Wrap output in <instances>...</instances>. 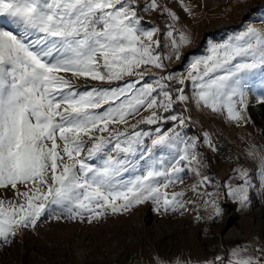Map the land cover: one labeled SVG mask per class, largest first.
<instances>
[{
	"label": "snow or ice",
	"instance_id": "6c2138e0",
	"mask_svg": "<svg viewBox=\"0 0 264 264\" xmlns=\"http://www.w3.org/2000/svg\"><path fill=\"white\" fill-rule=\"evenodd\" d=\"M138 7L137 0H0V189L17 197L0 198V242L11 243L17 230L44 216L91 223L145 201L157 210L184 208V192L165 189L182 182L186 170L199 177L203 165L200 138L184 133L188 117L176 109L189 99L186 82L198 106L243 118L238 109L246 105L249 78L264 77V23L212 43L177 76L165 61L182 59L190 35L172 28L162 45L158 28L142 26ZM158 7L157 0L144 5ZM130 117L140 118L129 124ZM202 143L213 147L207 132ZM259 163L264 184V154ZM237 171L227 195L247 207L252 177ZM210 179L203 176L192 190ZM205 202L220 215L215 199ZM227 264H264V247L254 255L232 249Z\"/></svg>",
	"mask_w": 264,
	"mask_h": 264
},
{
	"label": "rangeland",
	"instance_id": "374dc122",
	"mask_svg": "<svg viewBox=\"0 0 264 264\" xmlns=\"http://www.w3.org/2000/svg\"><path fill=\"white\" fill-rule=\"evenodd\" d=\"M148 2L137 0L142 26L158 28L162 45L167 44L166 34L172 28L190 35L191 43L180 49L182 59L177 61L173 56L165 61L168 73L177 76L186 73L192 60L206 55L212 43H222L249 24L259 27L264 23V0H221L216 4L210 0H157V9L145 10ZM163 9L174 12L176 19ZM223 20L225 25H219ZM160 51L167 54L170 49L162 47ZM145 70L164 74L151 66ZM262 79L260 74L249 78L246 103L264 94ZM184 87L189 99L178 103L176 109L188 117L184 133L200 138L196 151L203 160L199 177L186 170L182 182L165 189L169 193L183 191L184 208L157 210L151 201H145L128 211L109 212L91 223L87 219L56 220L44 216L36 227L17 230L11 243L0 242V264H156L157 260L164 264H175L177 260L182 264H204L216 256L224 257L227 264L232 249H247V254H257V249L264 247V184L259 163V155L264 154V138L249 119L246 105L238 109L243 118L233 121L226 112L214 113L203 105L198 106L192 98L190 81ZM139 118L130 117L128 123ZM172 125L173 122H168L164 130ZM143 127L147 130L151 126ZM205 132L223 135L234 146L235 156L225 161L217 159L215 150L202 143ZM251 151L257 153L256 158L248 155ZM239 169H248L252 177L247 207H241L227 195V185L235 186L239 181ZM203 176H209L210 182L193 191L192 185ZM205 191L210 193L209 197L203 195ZM3 197L17 199L10 187L7 191L0 189V198ZM208 199L219 204V216H214V207L205 202ZM210 216L214 219H209ZM226 228L237 234L222 238Z\"/></svg>",
	"mask_w": 264,
	"mask_h": 264
},
{
	"label": "trees",
	"instance_id": "16d2710c",
	"mask_svg": "<svg viewBox=\"0 0 264 264\" xmlns=\"http://www.w3.org/2000/svg\"><path fill=\"white\" fill-rule=\"evenodd\" d=\"M264 96L257 98L254 102L246 103V111L249 119L253 126H255L258 132L264 138ZM231 208H233V204L231 203Z\"/></svg>",
	"mask_w": 264,
	"mask_h": 264
},
{
	"label": "built area",
	"instance_id": "2783aa9c",
	"mask_svg": "<svg viewBox=\"0 0 264 264\" xmlns=\"http://www.w3.org/2000/svg\"><path fill=\"white\" fill-rule=\"evenodd\" d=\"M209 138L212 141L213 149L215 150V155L217 159L221 161L230 160L235 156V148L232 144L226 142V139L222 136H219L215 133L209 132ZM207 145V144H206ZM208 146V145H207Z\"/></svg>",
	"mask_w": 264,
	"mask_h": 264
},
{
	"label": "bare ground",
	"instance_id": "6f19581e",
	"mask_svg": "<svg viewBox=\"0 0 264 264\" xmlns=\"http://www.w3.org/2000/svg\"><path fill=\"white\" fill-rule=\"evenodd\" d=\"M221 0H210V2L212 4H216L217 2H219ZM246 7V6H245ZM219 25H225V21H219L218 22ZM136 210V209H135ZM138 210V209H137ZM133 213V212H132ZM235 234H237L236 231H234L232 228H226L225 231H224V235L222 236V238H225V237H231V236H234Z\"/></svg>",
	"mask_w": 264,
	"mask_h": 264
},
{
	"label": "water",
	"instance_id": "95a60500",
	"mask_svg": "<svg viewBox=\"0 0 264 264\" xmlns=\"http://www.w3.org/2000/svg\"><path fill=\"white\" fill-rule=\"evenodd\" d=\"M189 50H191V49H189ZM224 194V193H223ZM223 194H221V197H223Z\"/></svg>",
	"mask_w": 264,
	"mask_h": 264
},
{
	"label": "crops",
	"instance_id": "0c3cea01",
	"mask_svg": "<svg viewBox=\"0 0 264 264\" xmlns=\"http://www.w3.org/2000/svg\"><path fill=\"white\" fill-rule=\"evenodd\" d=\"M261 96L263 97V96H264V94H263V95L261 94ZM261 96H260V97H261Z\"/></svg>",
	"mask_w": 264,
	"mask_h": 264
}]
</instances>
